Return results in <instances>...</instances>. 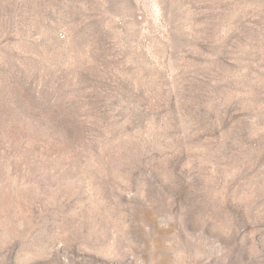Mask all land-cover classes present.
<instances>
[{
  "label": "rangeland",
  "instance_id": "374dc122",
  "mask_svg": "<svg viewBox=\"0 0 264 264\" xmlns=\"http://www.w3.org/2000/svg\"><path fill=\"white\" fill-rule=\"evenodd\" d=\"M0 264H264V0H0Z\"/></svg>",
  "mask_w": 264,
  "mask_h": 264
}]
</instances>
